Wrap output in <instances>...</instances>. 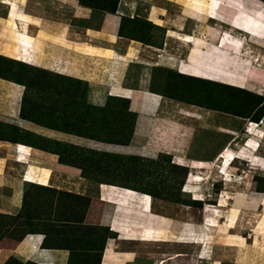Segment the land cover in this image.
I'll use <instances>...</instances> for the list:
<instances>
[{"label":"rangeland","instance_id":"obj_1","mask_svg":"<svg viewBox=\"0 0 264 264\" xmlns=\"http://www.w3.org/2000/svg\"><path fill=\"white\" fill-rule=\"evenodd\" d=\"M116 1L84 0V3L102 7L112 6ZM139 2L141 6L137 12L123 18L121 34L162 51L158 57L161 61L155 63L157 68L149 73V88L168 103L178 104L182 111L198 113L197 123L179 119L174 126V117L159 118L155 112H148L145 116L137 114L128 108L126 102H111L110 97L103 107H95L90 103V88L86 82L57 75L48 68L34 66L30 61L25 64L23 59L13 58L6 52H0V77L20 82L27 88L23 116L51 127L90 137L101 134L109 139L117 134V120L119 126L135 120L137 127L141 116L140 133L144 139L138 145L141 150H149L150 154L141 155L135 151L123 155H96L65 149L66 154L82 156L89 168L86 169L88 174L117 185L110 188L114 193L106 202L119 204L120 197L123 203L133 205L139 199L141 204L153 200V212L182 220L187 215L189 220L199 221V209L207 210L208 207L218 212L213 216H221L213 205L227 183L222 181L219 166L212 163L211 169L208 168L225 146L235 151L229 153L231 157H227L224 163L222 174L231 164V174L234 175L227 181L240 186L250 182L256 191L264 189V28L253 27V16H248L245 21L244 14L220 0ZM243 3L240 0L238 4L248 15H254L258 8L264 12V0H243ZM152 5L158 7L159 18L156 21L149 13ZM5 13L0 9V15L5 16ZM242 29H247L245 35H240ZM221 32L243 37L245 46L242 52H238L239 48L234 49L239 46L235 39ZM174 37L192 41V45L202 51V56L186 59L189 48ZM0 40L12 41L10 28H0ZM200 72L206 76L201 78ZM255 73L260 79L257 83L253 81ZM161 115L167 116V113ZM255 153L262 158L254 156ZM239 157H255V168L245 160H238ZM95 164L99 165L96 170ZM195 191L199 194L193 195ZM204 194L210 198L201 201L202 206L197 205L194 199L201 200ZM26 198L34 225L32 228L25 225V232L40 231L51 239L59 240L61 247L72 251L70 264H100L101 253L110 237L107 228H64L52 222L53 213H57L60 220L81 221L91 207L87 199L42 190L37 186L27 190ZM262 198L264 200V195ZM170 201L172 203H168ZM221 203L224 205L226 200ZM95 207L101 210L99 205ZM0 227L7 230V236L1 243L15 244L16 237L11 233L17 229L16 224L5 219ZM215 256H218L217 250L210 256V261ZM7 264L20 263L11 260Z\"/></svg>","mask_w":264,"mask_h":264},{"label":"crops","instance_id":"obj_2","mask_svg":"<svg viewBox=\"0 0 264 264\" xmlns=\"http://www.w3.org/2000/svg\"><path fill=\"white\" fill-rule=\"evenodd\" d=\"M140 6L139 0H117L111 7L84 5L81 0H0V9L6 12L0 15V28L8 27L12 33V41L0 40V52L86 82L95 107H103L109 97H119L129 100L130 109L137 114L155 112L159 118L174 117V126L181 119L197 123L198 113L182 111L178 104L171 105L149 88V73L157 68L162 51L120 33L125 15H134ZM150 12L156 21L158 7L152 5ZM26 90L22 83L0 77V215L20 214L27 190L40 186L91 203L81 221L55 222L59 217L53 213L52 222L64 228H107L110 237L100 264H264V192H257L250 182L241 186L228 182L234 177L231 164L224 174V166L219 171L227 184L213 205L221 213L218 217L209 207L199 209V221H192L187 215L182 220L153 212V200L141 204L139 199L133 205L123 203L120 197L121 203H108L114 193L110 188L116 185L85 177L82 166L65 149L150 154L138 145L144 139L141 116L129 146L100 142L23 116ZM227 148L215 156L209 168ZM249 158L238 160L255 168V157ZM205 195L194 200L205 201ZM222 200H226L224 205ZM61 246L59 240L35 231L13 245L1 243L0 264L11 260L20 264H70L72 251ZM216 250L218 256L210 261Z\"/></svg>","mask_w":264,"mask_h":264},{"label":"trees","instance_id":"obj_3","mask_svg":"<svg viewBox=\"0 0 264 264\" xmlns=\"http://www.w3.org/2000/svg\"><path fill=\"white\" fill-rule=\"evenodd\" d=\"M81 3L84 4V5H88V4H85L84 3V0H81ZM115 4L117 5V1L113 5H115ZM18 83H20V82H18ZM110 99H111V102L121 101V102H124V104L126 102L128 108L130 109V101L129 100L123 99V98H119V97H110ZM23 104H24V100H23ZM105 107H107V106H105ZM117 121H116V127H118V128H116V131H115V133H117V134L112 135L111 138L105 139L101 134H98V136H94L93 135V136H91V138L94 139V140L100 141V142H105V143H110V144H116V145H123V146H129L131 144L132 140H133V136H134V133H135L136 122H135V120H133L132 122L131 121L130 122L128 121V123L126 125L125 124H122V125L119 126L118 123H117ZM79 134H81V133H79ZM86 137H90V136H86ZM75 150H83L87 154L88 153L89 154L90 153L91 154L96 153V155L97 154H100V153H105V152L92 151V150H87V149H75ZM108 154H111V153H108ZM115 155H118V154H115ZM135 157H137V156H135ZM214 161H212V162H214ZM75 163H79L82 166V168L84 169L85 175H86L85 177H87L89 179H92L94 181L100 182V183L114 185V184L110 183L109 180L100 179L99 176H95L94 174H88L86 172V169H89V168L86 167V165L84 164L83 159H82V156L75 157ZM95 165H96V168H95V170H96V169L99 168V165L98 164H95ZM102 178H105V177L102 176ZM37 187L39 189H42V190H48V189H45V188L40 187V186H37ZM124 188H127V187H124ZM132 190H134L136 192H140V193H143V194H147L148 195V193H146V192H142V191L135 190V189H132ZM257 192L263 193L264 192V189L262 190V189H259L258 188L257 189ZM26 197H27V192L25 193V203H24L23 209L20 212V214H18L17 216L0 215V223L3 220H5V219H9V220H11V222L13 224H16L17 229L11 233L12 235H14L16 237L15 243L22 241L25 238L26 235L33 234L34 233V231H31V232H28V233L24 231L25 225L27 227H29V228H32L33 225H34L33 222H32L33 219L31 217V214L28 211V204H27V198ZM170 202L172 203V201H170ZM174 202L175 201H173V203ZM195 203L197 205H199V206H202V203L199 202V201H197ZM54 221L55 222H60L61 220L59 218H56ZM62 222H66L67 223V222H70V221L69 220H62ZM6 236H7V230H5L4 228H1L0 227V244H1L2 240L4 238H6ZM100 258H101V256H100Z\"/></svg>","mask_w":264,"mask_h":264},{"label":"bare ground","instance_id":"obj_4","mask_svg":"<svg viewBox=\"0 0 264 264\" xmlns=\"http://www.w3.org/2000/svg\"><path fill=\"white\" fill-rule=\"evenodd\" d=\"M221 3L223 4H227L229 7L235 9L236 11H238L240 14H244V20L246 21L249 17L248 16H253V19H252V26L255 27V28H264V17H263V10H261V8H258V6L256 4L255 7L258 8L257 9V12L254 14V15H248L244 10H243V6L240 7V4H238L240 2V0H220ZM242 4L243 3V0H242ZM246 31L247 29H242L240 30V35L243 34L245 35L246 34ZM223 34H225L228 38H231V39H235L237 44L239 46H236L234 47L235 50H237L239 48V53L242 52V49L243 47L245 46V41L243 39V37H240V36H236V35H233L232 33H229V32H221ZM26 35V34H25ZM198 35V34H197ZM174 39H176L177 41H179L180 43H182L183 45H185L187 48H189V51H188V55H187V58L186 59H194V58H200L202 56V51L195 48L193 45H192V41H189V40H185L184 38L182 37H174ZM233 49V50H234ZM236 52V53H238ZM241 56L243 58H245L247 61H251L249 57H245L244 55L241 54ZM197 68V67H196ZM200 70H198L199 72ZM202 73V72H200ZM206 76V75H205ZM204 76V73H202L201 75V78L205 77ZM194 77H198V75H195ZM210 78V77H209ZM208 77H206V79L210 80ZM260 80L256 77V73L254 74V82L257 83V81ZM231 85V84H230ZM257 85V84H256ZM177 117V116H176ZM175 122V121H174ZM177 122V121H176ZM229 153H235V151L229 147L227 148L218 158L217 162L215 163L216 166H219V171L223 169V166H224V163H226V158L228 157L229 158ZM17 158V157H16ZM184 166V165H183ZM251 166V165H250ZM28 168V167H27ZM208 169H211V168H208ZM198 171V170H197ZM26 175V174H25ZM194 175H192V179L194 178ZM224 176V175H223ZM239 178V177H238ZM194 180V179H193ZM204 180V179H203ZM227 183V181H226ZM210 198V196H208L206 194V199ZM132 211V209L130 210Z\"/></svg>","mask_w":264,"mask_h":264}]
</instances>
